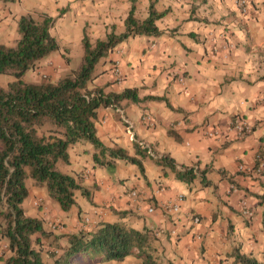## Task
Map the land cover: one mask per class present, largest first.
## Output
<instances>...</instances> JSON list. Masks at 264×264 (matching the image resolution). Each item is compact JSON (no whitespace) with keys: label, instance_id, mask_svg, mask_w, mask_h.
I'll return each instance as SVG.
<instances>
[{"label":"crops","instance_id":"0c3cea01","mask_svg":"<svg viewBox=\"0 0 264 264\" xmlns=\"http://www.w3.org/2000/svg\"><path fill=\"white\" fill-rule=\"evenodd\" d=\"M252 1V12L247 15L240 13L236 0H231L235 10L229 0L0 2V37L8 39L10 30L13 37L21 15L41 13L55 18L50 32L59 47L79 44L84 30L92 42L104 38L111 26L115 32H122L132 6L140 19L147 16L150 2L163 13L155 22L161 35L122 41L98 64L101 74L92 82L106 92H119L129 85L138 88L141 97L163 98L110 107L111 111L109 107L98 109L95 125L105 145L121 146L129 155H136L134 142L148 148L142 160L144 174L137 165L123 160H115L112 167L98 166L92 161V146L75 143L69 150L67 170L74 168L73 176L88 195L78 190L76 204L68 211L50 208V214L61 219L64 229L55 233L117 222L156 231L152 246L160 264H234L235 250L264 264V169H253L259 154L264 163V87L257 88L264 85V0ZM96 32L100 35L95 36ZM215 45L221 46L213 52ZM61 61L58 50L40 65L49 63L45 68L51 71ZM248 65L252 67L246 71ZM115 66L120 69V79L113 74ZM62 70L55 68L54 72L60 76ZM29 72V81L36 82V71ZM106 72L112 79L105 77ZM189 92L192 95L186 97ZM236 115L254 123V129L237 135L230 129ZM143 116L150 117L151 123ZM123 117L131 124L134 138ZM211 129L213 135L208 133ZM164 155L174 160L177 169L197 168V176L190 183L178 180L169 166L156 163ZM81 163L83 168H79ZM240 165L242 171L238 170ZM133 190L138 191V198L131 196ZM30 194L32 198L37 196L35 191ZM178 194L183 195L178 212L160 209L161 203L174 201ZM242 200L251 206V217L242 214ZM150 203L156 204L153 214L146 212ZM29 210L34 212L33 207ZM194 216L199 218L198 223L193 222ZM172 230L177 233L172 235ZM0 244H5L2 237ZM4 258L0 252V264H4ZM96 264L143 261L129 255Z\"/></svg>","mask_w":264,"mask_h":264},{"label":"trees","instance_id":"16d2710c","mask_svg":"<svg viewBox=\"0 0 264 264\" xmlns=\"http://www.w3.org/2000/svg\"><path fill=\"white\" fill-rule=\"evenodd\" d=\"M4 1L11 0H0ZM162 15L150 2L143 19L134 15L132 6L120 33L111 26L104 38L92 42L84 30L81 62L54 82L27 81L23 76L59 50L58 41L50 32L55 18L41 13L21 15L15 42L12 45L0 43V74L14 77L5 87L0 86V236L8 240L7 251L10 252L4 264H47L44 253L51 259L50 264H96L119 261L129 255L141 258L143 264H160L154 256L152 241L156 231L152 229L104 221L91 229L56 234L45 229L38 217L27 215L23 202L29 194L28 178L36 185H44L63 211L76 204L78 190L88 195L76 177L57 168L58 161L69 163V150L75 143L91 145L92 161L98 166L112 167L115 160H123L137 165L144 174L142 160L148 148L134 142L136 155H129L121 146L105 145L97 134V113L100 107L122 108L129 103L163 98L141 97L136 87L106 92L92 86V82L101 73L95 72L98 64L122 41L135 36L161 35L162 30L155 22ZM169 133L180 139L172 131ZM260 157L261 154L253 169L258 167ZM156 163L169 166L178 180L188 183L199 172L195 167L177 169L168 155L160 157ZM261 202L264 204V199ZM233 256L234 264H263L239 250H235Z\"/></svg>","mask_w":264,"mask_h":264},{"label":"rangeland","instance_id":"374dc122","mask_svg":"<svg viewBox=\"0 0 264 264\" xmlns=\"http://www.w3.org/2000/svg\"><path fill=\"white\" fill-rule=\"evenodd\" d=\"M252 5H253V1L251 0L250 8L252 7ZM249 11L247 14H251L252 11H250V12ZM247 14H245V15H247ZM11 33H12V30H10V32L8 33V35H9L8 39H6L4 37H0V42L5 43L7 45H12L15 42V40L17 39L18 34H17V31L15 30V32H14L15 35L13 34V37H11ZM59 51L61 52V59H62L59 66L56 65L50 71V70H48V68H45V66L50 65L49 63L45 64L44 66L40 65V63H39V65L36 67V69H34V71H36V80L37 81L49 80V81L54 82V81L58 80L61 77V75L64 74L69 69H75L82 60L83 50L81 47V42L79 44H75L74 46H71V47H59ZM55 68H57V69L62 68L63 69L62 72H60L61 73L60 76H57L55 74L56 73V72H54ZM98 71H99V68L97 66L95 72L98 73ZM29 73L30 72L28 71L23 76L24 80H27V81L30 80ZM99 74H101V73H99ZM99 74H98V76H99ZM104 74H105V77L107 79H112L111 73L106 72ZM13 79H14V77L11 75L0 74V86L5 87L7 85V82L11 81ZM102 108L103 107H100L99 110H101ZM108 109L110 111L112 110L110 107ZM118 123H119V126L122 128V123H120V122H118ZM45 128H46V126L41 128V131H44ZM41 131L39 130V132H41ZM130 164H133V163H130ZM69 165L62 163L61 161L57 162V168L59 170H61L62 172L73 175L74 174L73 173L74 168H72L73 171L67 170V168H69ZM83 166H84V164L81 163L79 168H83ZM114 169H116V168H113L110 170L113 171ZM113 179H114V177H113ZM26 185H27L28 190H29V194L23 202V207L26 211V214L29 216L38 217L39 219H41L43 226L46 227V228L44 227L45 229H48V230L51 229L53 231L55 230L58 232L64 231V229H62V227H61V225H62L61 219L58 220L59 219L58 217H56V216L52 217V215L50 214V212H51L50 208H55L57 210L58 209L62 210V209H60L59 205L50 197L46 187L44 185H42V186L36 185L32 181L31 178H28L26 180ZM34 191L37 192V196L32 198V195L30 193H34ZM30 207L34 208V212L29 210ZM42 210H44V211L42 212ZM46 219L49 220V225L47 224ZM56 234H61V233H56ZM5 243L8 244L7 239H5ZM45 247H47V246H45ZM2 255L5 256V258H6L10 255V252L6 250V252L2 253ZM43 257H44V260L46 261L47 264L51 263V259L46 255V253H44ZM5 258H4V260H5Z\"/></svg>","mask_w":264,"mask_h":264},{"label":"built area","instance_id":"2783aa9c","mask_svg":"<svg viewBox=\"0 0 264 264\" xmlns=\"http://www.w3.org/2000/svg\"><path fill=\"white\" fill-rule=\"evenodd\" d=\"M251 0H236L238 9L240 11V13H242L243 15L247 14L249 11V5H250ZM227 41H223V44H225ZM221 46V45H220ZM220 46H214L213 47V52L218 50V47ZM227 47V45H224V48ZM113 74L115 75V77L117 79H120L121 77V72L118 66H115L113 68ZM180 80H183V76H181L179 78ZM127 124H126V129L129 132V135L131 136V138H134V133L132 132V126L129 123V121L127 119H125V117L122 118ZM142 119L147 120L149 123H151V119L148 116H143ZM263 123H264V119ZM255 124L251 123L250 121H248L247 119L243 118L240 115H236L234 116V118L232 119V121L230 122V129L233 130L237 135H242V134H248L250 133L253 129H254ZM214 129L208 130L209 135H213L214 134ZM135 140V139H134ZM258 160L260 161L258 167L255 169L256 172H261L264 169V163L262 160H260V158H258ZM240 171L243 170V166H239ZM160 190V188L158 189ZM138 191L133 190L131 191V196L133 198H138ZM183 200V195L178 194L175 197V200L172 202H167V203H161L160 209L166 213H173L175 214L176 212H178L180 210V202ZM156 211V206L154 204H150L146 207V212L148 214H153ZM241 212L245 217H251L252 215V208L251 206L247 203L246 200H242L241 202ZM194 223H198L199 222V218L197 216H194L192 218ZM84 221L87 223L89 222V219L87 217L84 218ZM177 232L176 230H172L171 234L175 235ZM7 250V244H0V252L4 253Z\"/></svg>","mask_w":264,"mask_h":264},{"label":"clouds","instance_id":"9594fccd","mask_svg":"<svg viewBox=\"0 0 264 264\" xmlns=\"http://www.w3.org/2000/svg\"><path fill=\"white\" fill-rule=\"evenodd\" d=\"M229 6H230V7H233V9L235 10V6H234V4L231 3V0H229ZM124 7L127 8V7H129V5H128V4H125ZM106 22H107V21H106ZM94 35H95V36H99L100 33L96 32V33H94ZM238 35H239V34H238ZM251 67H252L251 65H248L246 71L251 70ZM124 86L127 87V86H129V85H124ZM260 87H264V85H257V88H260ZM240 90L243 91V88H241ZM191 95H192V94H191L190 92L185 94L186 97H190ZM220 103H223V101H221ZM218 106H219L218 104H213V105H212V107H218ZM233 106H234V105H233ZM243 106H244V107H247L246 105H243ZM190 155H191V154H190ZM209 155H210V154H209ZM207 159H208V158L205 157V163H207Z\"/></svg>","mask_w":264,"mask_h":264}]
</instances>
